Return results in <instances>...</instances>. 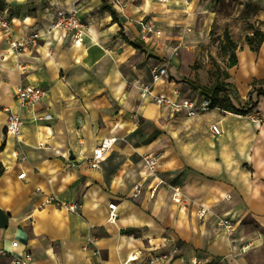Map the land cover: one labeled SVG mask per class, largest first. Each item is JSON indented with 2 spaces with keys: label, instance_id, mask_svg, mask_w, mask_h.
Instances as JSON below:
<instances>
[{
  "label": "crops",
  "instance_id": "crops-1",
  "mask_svg": "<svg viewBox=\"0 0 264 264\" xmlns=\"http://www.w3.org/2000/svg\"><path fill=\"white\" fill-rule=\"evenodd\" d=\"M4 1L3 10L16 18L17 38L36 29L43 38L37 48L15 51L0 32V250L9 253L0 264L26 252L30 264H147L151 254L174 246L179 253L162 264H216L220 258L264 264V96L247 114L215 107L207 118L141 99L152 68L166 65L156 62L161 54L171 63L169 80L153 87L160 84V94L174 85L185 92L172 47L153 52L134 41L144 16H157L165 28L175 25L159 0H106L118 21L102 9L103 0ZM58 11L77 12L88 26L82 40L50 30ZM263 50L264 43L256 62ZM29 84L47 93L23 107L16 88ZM8 107L24 121L19 137L6 131ZM45 114L52 118L41 119ZM112 138L100 167L90 166L95 149ZM158 151L165 183L154 197L145 187L132 200L134 184L143 181V156ZM173 184L182 187L184 203L172 199ZM51 197L76 203L77 211L46 203ZM201 206L208 210L203 218ZM218 216L235 223L233 235L218 225ZM128 228L134 231L122 232Z\"/></svg>",
  "mask_w": 264,
  "mask_h": 264
},
{
  "label": "rangeland",
  "instance_id": "rangeland-1",
  "mask_svg": "<svg viewBox=\"0 0 264 264\" xmlns=\"http://www.w3.org/2000/svg\"><path fill=\"white\" fill-rule=\"evenodd\" d=\"M159 2L164 4L163 12L175 19V25L167 24L170 27L165 28L157 16L146 17L162 30L161 40L166 45H160L156 39L151 38L143 42L139 39L141 34L134 41L142 43L153 52H157L158 47H172L174 56L179 61L178 78L184 83L187 96L194 98L203 92L211 96L217 83L225 82L231 85L220 94V104L229 98L239 110L254 109L257 98L264 94V50L256 62L258 52L250 50L245 38L252 35L255 29L264 31V6L252 0ZM228 34L238 45L240 63L234 67H229L230 53L224 47ZM161 57H156V62L165 63L169 67L171 63L167 62L168 56L161 54ZM225 70L230 73L229 78L225 77ZM159 85L153 87L155 93L158 92ZM213 110L216 109L210 108L203 112L206 118L213 114Z\"/></svg>",
  "mask_w": 264,
  "mask_h": 264
},
{
  "label": "built area",
  "instance_id": "built-area-1",
  "mask_svg": "<svg viewBox=\"0 0 264 264\" xmlns=\"http://www.w3.org/2000/svg\"><path fill=\"white\" fill-rule=\"evenodd\" d=\"M166 1V0H165ZM15 16L6 9H0V32L6 34L12 49L19 51L20 49L27 48H37L40 45V41L43 38L41 29L32 30L23 38H17L15 36ZM140 39L146 42L148 39L159 40L162 37V30L158 28L153 20L147 19L146 16L140 18L138 21ZM88 26L82 22L76 11H58L56 16L53 18L52 26L50 30H60L66 33L71 32L76 41L83 39V33L86 31ZM177 52V50H175ZM20 67V66H19ZM24 71V67H21ZM169 80L168 67L166 65H155L151 70V82L143 83L140 89V97L143 100H151L156 105L168 109L174 113H184L188 116H193L198 113L204 112L211 108L212 100L211 96L202 94L197 97H189L186 95L181 87L174 85L170 94H160L153 91V84L158 82H167ZM47 93V89L39 85H19L16 88V98L20 105L23 107H34L40 101L43 100ZM8 113L6 131L8 134L19 137L21 135L24 121L22 117L13 112L9 107L5 109ZM43 120H50L52 116L50 114H45L40 117ZM213 131L216 133L220 132L217 125L212 127ZM116 138L107 139L102 142L100 147L95 149L93 157L88 159L90 166L97 168L100 167V161L103 159L104 154L112 147ZM163 159V153L161 151L147 153L143 156V181L136 182L133 186V193L131 195L132 200H137L144 193L145 187L149 191L151 197L157 194V191L165 183L160 177L158 167ZM25 173L19 175V177H24ZM172 189V199L176 203H184L186 200L185 193L182 187L178 184H173L170 186ZM50 201H55L61 207L67 208L71 211H77L78 205L74 202L63 203L57 198H49L46 203ZM111 213L109 220H116V204L110 203ZM208 212L207 208L201 206L197 211V215L200 218L205 217ZM218 225L223 227L228 235H233L235 230V223L227 217L218 216ZM18 242H13V246L16 247ZM179 246H174L170 251L161 252L158 254H151L148 257L147 264H162L165 262L173 261L175 256L179 253ZM9 253L5 250H0V257L7 256ZM136 255L130 257V259H135ZM32 260V254L26 252L21 256H12L11 264H30ZM193 264H198L197 260L193 261ZM216 264H225L224 259L220 258L217 260Z\"/></svg>",
  "mask_w": 264,
  "mask_h": 264
},
{
  "label": "trees",
  "instance_id": "trees-1",
  "mask_svg": "<svg viewBox=\"0 0 264 264\" xmlns=\"http://www.w3.org/2000/svg\"><path fill=\"white\" fill-rule=\"evenodd\" d=\"M6 6V3L4 0H0V8H4ZM102 9L103 10H108L110 11L113 19L115 21H118V14L117 11L108 6L106 4V0H103V4H102ZM226 42L224 44L225 49L227 50V52L230 53L229 56V67H234L238 64V55H237V48L238 45L237 43L231 38V36L228 34L226 35ZM249 48L251 51L253 52H259L263 43H264V31L261 29H255L254 33L252 35H247L245 38ZM137 46V44H135ZM134 45V46H135ZM225 77L229 78L230 77V73L225 70L224 71ZM229 83H217V86L213 89V93L211 94V100H212V104H211V108H215V107H220L222 109H225L227 111L233 112V113H237V114H247L248 110H239V108H237V106L229 99L227 98L223 104H220L219 101V96L222 92H225L227 90V87H229ZM196 89H198V87H196ZM203 94H208L207 92H203ZM264 96V94H261ZM257 105V104H256ZM5 147V144L3 143L1 146V150H3ZM3 168L0 166V174L2 173ZM134 231V229L132 228H128L126 230H122L123 233H132Z\"/></svg>",
  "mask_w": 264,
  "mask_h": 264
}]
</instances>
